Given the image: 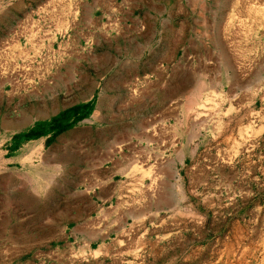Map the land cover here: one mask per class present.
Here are the masks:
<instances>
[{"label": "rangeland", "instance_id": "rangeland-1", "mask_svg": "<svg viewBox=\"0 0 264 264\" xmlns=\"http://www.w3.org/2000/svg\"><path fill=\"white\" fill-rule=\"evenodd\" d=\"M83 125L151 146L133 192L95 208L93 240L55 241L43 175L81 163ZM28 259L264 264V0H0V264Z\"/></svg>", "mask_w": 264, "mask_h": 264}, {"label": "crops", "instance_id": "crops-1", "mask_svg": "<svg viewBox=\"0 0 264 264\" xmlns=\"http://www.w3.org/2000/svg\"><path fill=\"white\" fill-rule=\"evenodd\" d=\"M133 52L129 51L127 54L131 58H141L142 45L141 42L133 44ZM119 49V48H118ZM126 51V48H123ZM110 55L105 56L107 59ZM123 60L126 59L125 52L122 54ZM85 128V129H84ZM74 131H79L76 135L73 134L71 141V151L78 152L81 155V163L73 167L71 159L65 169L55 172L44 171L43 176L53 178L49 190L44 192V199L46 206L44 213L38 219L37 225L55 228L54 239L61 241L62 233L70 237L80 236L85 241L93 240L95 225H98L101 218L94 219L95 208H101L100 205L104 201L116 203L119 195L129 194L132 188H136L134 183L137 177L133 173L139 167L142 161L149 152L151 143L148 136L142 135L139 141L133 139L131 131H124V138L117 146L107 147L106 144H95L94 132L89 130V127H75ZM137 137V136H136ZM99 141L102 142L101 139ZM80 143L85 144L86 148L80 149ZM121 147V153L118 152ZM69 156V153H68ZM63 156L54 155L53 160L60 162ZM70 158V157H69ZM64 160V158H63ZM73 167V168H72ZM149 166L144 167L146 171ZM64 169V170H63ZM120 174L125 177L120 186L113 183V178ZM64 179V180H63ZM151 191L148 193L150 195ZM145 193V195H148ZM40 198V199H43ZM41 202V201H40ZM42 203V202H41ZM111 203V204H112ZM159 201L148 202V205H138L124 208V221L118 223L120 226L128 225L131 219H137L132 211L158 209ZM98 205V206H97ZM30 224L36 222L30 221ZM43 231V232H42ZM48 229L40 230L39 236H46ZM50 235V234H48ZM27 238H29L27 236ZM39 253L41 252L38 250ZM30 257V256H29ZM30 259L23 261V264H31Z\"/></svg>", "mask_w": 264, "mask_h": 264}, {"label": "bare ground", "instance_id": "bare-ground-1", "mask_svg": "<svg viewBox=\"0 0 264 264\" xmlns=\"http://www.w3.org/2000/svg\"><path fill=\"white\" fill-rule=\"evenodd\" d=\"M200 83H203V82H200ZM201 85H202V84H201ZM198 86H199V85H198ZM199 87L201 88V86H199ZM198 91H199V90H198ZM198 91H197V92H198ZM196 95H197V94H196ZM196 95H195V96H196ZM197 97H198V96H197ZM193 98H194V97H193ZM195 99H196V98H195ZM198 99H199V98H198ZM189 101H190V100H189ZM192 101H193V100H192ZM192 101H191V102H192ZM190 104H191V103H190Z\"/></svg>", "mask_w": 264, "mask_h": 264}]
</instances>
